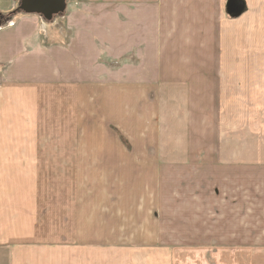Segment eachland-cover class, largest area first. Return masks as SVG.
<instances>
[{
  "label": "crops",
  "instance_id": "1",
  "mask_svg": "<svg viewBox=\"0 0 264 264\" xmlns=\"http://www.w3.org/2000/svg\"><path fill=\"white\" fill-rule=\"evenodd\" d=\"M241 1L71 0L7 24L20 0H0V264H124L79 241L100 212L69 172L93 170L151 205L145 254L212 228L221 251H264V0Z\"/></svg>",
  "mask_w": 264,
  "mask_h": 264
},
{
  "label": "rangeland",
  "instance_id": "2",
  "mask_svg": "<svg viewBox=\"0 0 264 264\" xmlns=\"http://www.w3.org/2000/svg\"><path fill=\"white\" fill-rule=\"evenodd\" d=\"M67 1L71 0H66V5ZM11 20L12 19H9L6 23L8 24ZM2 26L4 25L0 24V27ZM107 127V125L103 126V123H101V130L98 132H100L102 135V144L110 147L111 141L109 139V135H111V130ZM109 167H111V165H109ZM3 175L4 173H0V177ZM69 175H72L75 179H78L82 182L81 186L85 193L94 195L93 202L91 204L97 206V209L100 212V222H97L99 226L96 227L94 225V227L92 228L93 235H91V230L85 228L84 226V228L80 231L79 241L85 243L98 241L99 245L104 247H107L111 244H122L120 245V247H118L120 248V251L128 247L127 245H123L125 240H130V242L133 244L130 250L131 257L128 258H125V256L119 257V254H125L124 252L120 253V251H115L113 253L104 252V256L112 254L113 259L111 260V263L264 264V251L263 249L257 250V248L259 247L251 249L250 252H237V255L235 253L221 251L220 245H222L223 238L221 234L215 232L220 231L219 228H212V233L204 237H172L169 245H167L168 241L166 240L167 238H165V240H163V248H161V252L145 254L143 253V251L141 252L139 250L138 244L145 243L150 245L155 243L157 244L155 245V247H159L162 241H154L151 235H148V239H146V237H142L140 239V236L143 235L141 234V231L145 227H147L149 221L152 218L153 211L151 210L153 209H150L151 205L149 203H145L143 201L141 207L138 209V212H135V208L134 210H131L128 204L126 205L125 203V191H123L120 195L119 190L122 191L121 188H119L118 190L116 188L114 189V185H112L113 188L111 187V179L116 180L117 178L119 182L123 183V173H116V178L111 176V170L109 172L96 170L84 171V173H82V177L79 176L78 173L74 172H69ZM22 179H26V177ZM37 179L40 181V185L43 186L45 182L60 180L62 179V177L61 172L53 171L51 173L41 175ZM133 206H135L134 203ZM114 216H116L117 222L113 226H111V219ZM92 217L93 214H86L82 218V222H88L87 219H91ZM9 223L12 226L14 221L10 219ZM6 226L7 222L3 225V227L5 228ZM38 234H47L42 225H40V230ZM194 239L195 243L193 242ZM191 241L195 244V246L188 245V243ZM155 255L162 256L161 259L157 258V261L160 260L157 263L154 262ZM104 261L106 262V259H104Z\"/></svg>",
  "mask_w": 264,
  "mask_h": 264
},
{
  "label": "water",
  "instance_id": "3",
  "mask_svg": "<svg viewBox=\"0 0 264 264\" xmlns=\"http://www.w3.org/2000/svg\"><path fill=\"white\" fill-rule=\"evenodd\" d=\"M244 8L241 0H228L226 11L229 16L242 13ZM66 10V0H20L16 13L37 15L45 21H51Z\"/></svg>",
  "mask_w": 264,
  "mask_h": 264
},
{
  "label": "trees",
  "instance_id": "4",
  "mask_svg": "<svg viewBox=\"0 0 264 264\" xmlns=\"http://www.w3.org/2000/svg\"><path fill=\"white\" fill-rule=\"evenodd\" d=\"M16 15L12 12V13H10L9 15H7V17H10L11 19L13 18V17H15Z\"/></svg>",
  "mask_w": 264,
  "mask_h": 264
}]
</instances>
